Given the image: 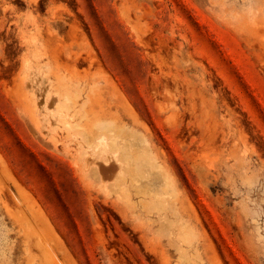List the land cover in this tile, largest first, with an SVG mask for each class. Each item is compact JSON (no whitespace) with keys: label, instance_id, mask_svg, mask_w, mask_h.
<instances>
[{"label":"rangeland","instance_id":"1","mask_svg":"<svg viewBox=\"0 0 264 264\" xmlns=\"http://www.w3.org/2000/svg\"><path fill=\"white\" fill-rule=\"evenodd\" d=\"M0 264H264V0H0Z\"/></svg>","mask_w":264,"mask_h":264}]
</instances>
